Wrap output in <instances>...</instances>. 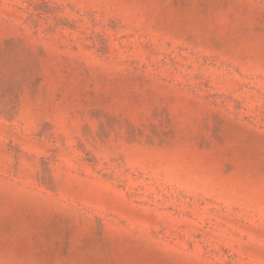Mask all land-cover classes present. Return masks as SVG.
<instances>
[{"label": "rangeland", "instance_id": "rangeland-1", "mask_svg": "<svg viewBox=\"0 0 264 264\" xmlns=\"http://www.w3.org/2000/svg\"><path fill=\"white\" fill-rule=\"evenodd\" d=\"M0 264H264V0H0Z\"/></svg>", "mask_w": 264, "mask_h": 264}]
</instances>
